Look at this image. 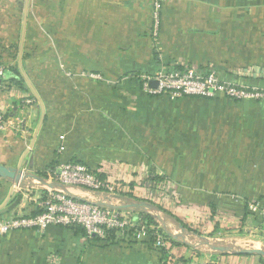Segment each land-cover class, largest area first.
<instances>
[{"label": "crops", "instance_id": "obj_1", "mask_svg": "<svg viewBox=\"0 0 264 264\" xmlns=\"http://www.w3.org/2000/svg\"><path fill=\"white\" fill-rule=\"evenodd\" d=\"M0 65V164L22 171L16 184L0 178V221L34 212L54 188L38 173L75 161L126 191L114 198L61 189L144 212L180 243L161 260L147 239L108 243L50 226L0 236V264L264 260V230L255 252L234 250L251 228L247 204L264 201V116L196 117L187 140L144 145L136 105L140 77L161 67L211 68L229 81L241 74L264 88V0H0ZM149 176H159L155 185Z\"/></svg>", "mask_w": 264, "mask_h": 264}, {"label": "built area", "instance_id": "obj_2", "mask_svg": "<svg viewBox=\"0 0 264 264\" xmlns=\"http://www.w3.org/2000/svg\"><path fill=\"white\" fill-rule=\"evenodd\" d=\"M152 34L156 35L160 23V5L153 3ZM5 68L0 65V79ZM156 81V87L149 82ZM140 88L148 95L168 94L171 97L197 96L211 98L226 95L233 99L264 98V91L237 88L223 82L214 69L199 70L194 67H161L152 74L140 77ZM6 127V121L0 115V131ZM62 149V148H60ZM49 180L64 187H80L110 197L119 198L126 190L113 180L104 178L97 172L75 161H64L52 171H47ZM32 215H11L0 221V235L13 231L36 230L43 232L50 226L79 227L88 237L104 240L109 232L116 238L123 237L137 241H150L148 229L153 226L146 223L134 209H119L111 204L81 199L69 193L53 188L35 201ZM249 213L264 218V201L255 199L247 204ZM151 246L155 249L169 246L162 233L154 234Z\"/></svg>", "mask_w": 264, "mask_h": 264}, {"label": "rangeland", "instance_id": "obj_3", "mask_svg": "<svg viewBox=\"0 0 264 264\" xmlns=\"http://www.w3.org/2000/svg\"><path fill=\"white\" fill-rule=\"evenodd\" d=\"M218 77L223 82L237 88L264 91V88L260 87L258 84H254V82L251 84L250 81L252 78L249 77V82L243 80L244 76L241 74H237L236 78H239L238 81L224 80L219 75ZM139 90L142 93L136 104L139 105L138 114H140L138 128L141 137L140 141L144 145L152 141V137H156L158 145L164 142L173 141L174 143H181L187 140L186 138L192 135V131L196 129V117L264 116V98H245L237 100L226 95H217L211 98L197 96L171 97L168 94L148 95L142 91L141 88H139ZM153 99H157V101ZM150 136L151 138H149ZM147 180H149L148 183L150 186L156 184H154L151 176H149ZM165 187L161 186V189L164 190ZM123 189L126 190V188ZM165 189L166 192H170L172 187L169 184ZM236 221H238L236 225L232 224L231 228L233 229L235 227L236 230H238L242 224L239 223V220ZM244 223L250 225V231L242 233L241 237L246 240L238 241L234 246V250L256 249L257 244L253 242L258 241L257 236H259V234H263L264 219L262 217L247 212ZM231 246H233L232 243Z\"/></svg>", "mask_w": 264, "mask_h": 264}, {"label": "trees", "instance_id": "obj_4", "mask_svg": "<svg viewBox=\"0 0 264 264\" xmlns=\"http://www.w3.org/2000/svg\"><path fill=\"white\" fill-rule=\"evenodd\" d=\"M53 169L54 168H48L47 171H52ZM47 171H44V172L42 171V172L38 173V175L40 177H47L46 176V172ZM152 179H158L159 180V176H155V177L152 176ZM42 195L44 196L45 193H43ZM34 213H36V210H34V212H32L29 215H32ZM138 214L142 217V219H144L146 221L147 224L153 226V228L147 230L148 233L150 234V241H149L150 245H151V242L153 241L154 234L159 233V232L163 234V236L165 237L166 241H168V243L170 245H172V244H176V245L180 244L178 241H175L169 234L165 233L160 227H157L156 221L152 217H150L148 214H146L144 212H141V211H138ZM69 228L74 229L75 232L82 231L79 227H69ZM94 239L97 240V241L111 243V242H113L116 239V237L111 232H109L108 236L104 240H101V239H98V238H94ZM157 249L161 253V260H164L166 258L165 249L163 247H159ZM259 264H264V260L260 259V263Z\"/></svg>", "mask_w": 264, "mask_h": 264}, {"label": "water", "instance_id": "obj_5", "mask_svg": "<svg viewBox=\"0 0 264 264\" xmlns=\"http://www.w3.org/2000/svg\"><path fill=\"white\" fill-rule=\"evenodd\" d=\"M1 81V79H0ZM156 81L155 80H151L149 82L150 87L155 88L156 87ZM21 169L20 168H16V167H6L4 165L0 164V178L3 179H8L10 180L13 184H16L19 179L22 177L21 174ZM49 183L54 187L57 188L59 190L65 191L67 193H69L70 195H72L67 189H61L62 185H59L57 183H55L54 181H49ZM73 196V195H72ZM243 253H253L255 251H242Z\"/></svg>", "mask_w": 264, "mask_h": 264}]
</instances>
